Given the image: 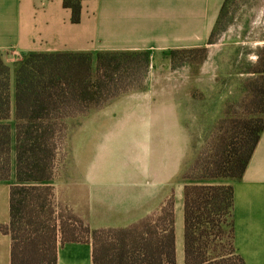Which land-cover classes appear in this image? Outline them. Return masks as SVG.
Segmentation results:
<instances>
[{
  "label": "crops",
  "instance_id": "crops-1",
  "mask_svg": "<svg viewBox=\"0 0 264 264\" xmlns=\"http://www.w3.org/2000/svg\"><path fill=\"white\" fill-rule=\"evenodd\" d=\"M229 0H82L72 21L64 0H0V53L10 69L12 151L15 152V78L32 53L144 51L149 55L145 84L77 117L71 134L112 151L117 139L133 142L134 162L115 167L112 156L96 151L77 190L63 191L72 211L91 229L126 228L174 201L176 264H185L184 188L187 184L232 185L234 247L244 264H264V131L241 179L184 180L193 163L194 129L213 127L229 91L216 88L215 55L202 63L174 65L175 50L216 44L209 39ZM249 25L263 49L264 0L247 3ZM251 14V15H250ZM214 59V60H213ZM225 60V57H224ZM223 80H231L224 61ZM264 78V70L261 73ZM218 92L217 108L209 100ZM222 95V96H221ZM230 100V99H229ZM15 172L0 180V225L10 221ZM11 237L0 230V264H11ZM57 264H94L93 243L58 241Z\"/></svg>",
  "mask_w": 264,
  "mask_h": 264
},
{
  "label": "trees",
  "instance_id": "trees-1",
  "mask_svg": "<svg viewBox=\"0 0 264 264\" xmlns=\"http://www.w3.org/2000/svg\"><path fill=\"white\" fill-rule=\"evenodd\" d=\"M81 1L64 0L75 23L81 18ZM207 51V47L172 51L173 64L191 61L186 54L206 55ZM148 69L149 55L144 51L98 52L95 61L87 52L32 53L21 60L15 78L17 183L10 189V221L0 225L11 237V264H57L56 229L44 228L41 212L47 206L46 196L53 195L50 181L57 172L67 120L142 88ZM263 70L262 60L259 72ZM250 86L256 109L250 116L230 119L229 124L223 119L183 178L243 177L264 131L263 76ZM11 118L10 69L0 53V180L11 175ZM233 205L232 185L185 186V264H244L234 247ZM78 222L87 237H79L74 227L66 228L61 241L91 239L94 264H176L172 198L157 212L126 228L91 229L81 219Z\"/></svg>",
  "mask_w": 264,
  "mask_h": 264
},
{
  "label": "rangeland",
  "instance_id": "rangeland-1",
  "mask_svg": "<svg viewBox=\"0 0 264 264\" xmlns=\"http://www.w3.org/2000/svg\"><path fill=\"white\" fill-rule=\"evenodd\" d=\"M255 0H229L228 5L221 18L218 30L214 37V47L209 49L206 55L203 52L186 54L188 59L193 63H202L210 54L215 55V68L219 73V78L216 80V88L220 89V93L229 91L230 98H225L220 117L216 118L213 127H200L194 129L193 133V150L194 156L198 158L204 151L209 140L212 139L215 131L223 119H226L225 124L232 118H244L250 116L251 112L256 109L253 106V92L251 83L256 81V78L261 77V68L263 60V49L256 44L257 36L254 30H251L249 25L250 17L248 16L247 3H253ZM258 2V0H256ZM251 15V14H250ZM205 56V57H204ZM204 57V58H203ZM225 57V60H224ZM231 61V80H223L221 72L224 66L228 64L224 61ZM148 72L146 74V77ZM146 78L143 82L145 84ZM222 96V95H221ZM230 99V100H229ZM209 100L214 102L217 108L218 92L214 91ZM67 120L66 138L63 141L62 148L57 161V172L55 177L50 181L53 185V195H47V206L41 212L44 228L56 229L58 241L61 240L64 229H78L77 235L81 238L87 237L81 230V225L78 222L80 218L69 207V203L65 199L63 191L77 190L82 185L84 173L87 168L93 167L95 164L94 158L96 151L102 150L105 156H112L115 167L122 168L133 163L135 153L132 151V146H136L133 142L126 143L124 139H117L112 144V151H106L108 146L105 143H95L87 140L78 134H71V128L77 124V117ZM226 130L227 126H223ZM13 146V145H12ZM14 154L11 153L12 159V174L15 172ZM193 161V163H194ZM192 163V164H193ZM185 168L183 174L191 167ZM192 180V179H184ZM65 224V225H64ZM70 226H69V225ZM73 224V225H72ZM31 229L34 226L30 227Z\"/></svg>",
  "mask_w": 264,
  "mask_h": 264
}]
</instances>
